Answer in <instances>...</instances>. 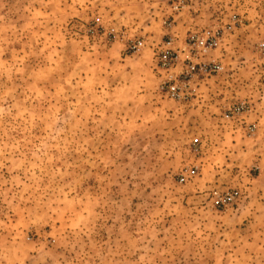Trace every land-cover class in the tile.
I'll use <instances>...</instances> for the list:
<instances>
[{
  "label": "rangeland",
  "instance_id": "374dc122",
  "mask_svg": "<svg viewBox=\"0 0 264 264\" xmlns=\"http://www.w3.org/2000/svg\"><path fill=\"white\" fill-rule=\"evenodd\" d=\"M170 14L0 0V264H264V0ZM214 26L222 71L190 100L161 93L168 33L177 48ZM130 40L143 45L127 53ZM239 101L250 110L226 118Z\"/></svg>",
  "mask_w": 264,
  "mask_h": 264
},
{
  "label": "built area",
  "instance_id": "2783aa9c",
  "mask_svg": "<svg viewBox=\"0 0 264 264\" xmlns=\"http://www.w3.org/2000/svg\"><path fill=\"white\" fill-rule=\"evenodd\" d=\"M158 1L169 7L171 11V14L164 22L167 23V26L173 25L174 16L188 5V0ZM174 38L175 36L168 33L157 51L154 68L157 73L161 74L159 83L161 93L177 101H187L196 95L195 81L218 74L223 69L221 63L211 56L221 41L222 30L215 26L202 30H190L184 37L182 45L177 48L173 46ZM142 45V40H130L125 46V51L127 53H135ZM255 55V60L264 72V41L256 44ZM249 110V102L239 101L228 109L225 117H240ZM248 126V131H253L255 128L251 124ZM191 174L195 176L197 171L193 168L191 169ZM179 181H185V178L181 177ZM238 196L239 192L236 190L227 191L220 197L219 201L226 204L234 201Z\"/></svg>",
  "mask_w": 264,
  "mask_h": 264
},
{
  "label": "bare ground",
  "instance_id": "6f19581e",
  "mask_svg": "<svg viewBox=\"0 0 264 264\" xmlns=\"http://www.w3.org/2000/svg\"><path fill=\"white\" fill-rule=\"evenodd\" d=\"M246 130H247V131L249 130V126H247Z\"/></svg>",
  "mask_w": 264,
  "mask_h": 264
}]
</instances>
